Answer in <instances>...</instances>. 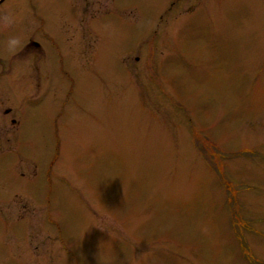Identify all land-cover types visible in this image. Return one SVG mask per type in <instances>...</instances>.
Wrapping results in <instances>:
<instances>
[{
	"label": "rangeland",
	"instance_id": "1",
	"mask_svg": "<svg viewBox=\"0 0 264 264\" xmlns=\"http://www.w3.org/2000/svg\"><path fill=\"white\" fill-rule=\"evenodd\" d=\"M81 1L22 3L59 47L0 156V264H264V0Z\"/></svg>",
	"mask_w": 264,
	"mask_h": 264
},
{
	"label": "flooded vegetation",
	"instance_id": "2",
	"mask_svg": "<svg viewBox=\"0 0 264 264\" xmlns=\"http://www.w3.org/2000/svg\"><path fill=\"white\" fill-rule=\"evenodd\" d=\"M92 1L99 2V0ZM23 2H26V0H0V16L10 13L14 17V23L10 27L3 28L0 26V156L8 152L9 138L16 135V130H18L20 125V120L11 116L17 115L18 113L20 114L23 109H25L27 98L34 96L33 88L39 93V85L51 87L54 84L53 77L44 70V65L48 62L51 54L52 56L56 54L59 43H52L51 37L46 35L45 31L41 29L43 22L40 16H36V21L33 24L34 26L37 25L35 35L39 40L34 39L31 33L25 31L26 27L30 29L33 25L26 26V24H31L32 20L30 19L27 23L25 22L24 14L21 10ZM84 2H88V0L81 1V4ZM72 25L73 22H70L67 28L60 33L61 39L65 41L68 48L70 44H73L74 40ZM88 30V27H81L80 33L89 35ZM13 36L18 37L21 42V49H19L17 55L6 51V41ZM30 55L33 56L35 64L32 68L25 71V60L31 57ZM17 59L19 60V65L22 70L18 74H14L11 66L13 61H17ZM31 71H33V74H31ZM64 75L66 74H63V76ZM30 83L34 85L30 86ZM61 83L64 85L63 81ZM70 93L69 91L68 97H65L63 106H65L71 97L72 93L71 95ZM13 98L16 99L17 102H14ZM61 108L63 107L61 106ZM67 115L68 113H63V110H60L58 116H56L53 121L56 122L59 116L63 118ZM11 128L12 132L14 131L15 134L11 133Z\"/></svg>",
	"mask_w": 264,
	"mask_h": 264
},
{
	"label": "clouds",
	"instance_id": "3",
	"mask_svg": "<svg viewBox=\"0 0 264 264\" xmlns=\"http://www.w3.org/2000/svg\"><path fill=\"white\" fill-rule=\"evenodd\" d=\"M14 23V17L12 14L8 13L3 16H0V26L3 28H8ZM21 42L18 37H10L6 41V51L9 53H14L17 48L20 46Z\"/></svg>",
	"mask_w": 264,
	"mask_h": 264
}]
</instances>
